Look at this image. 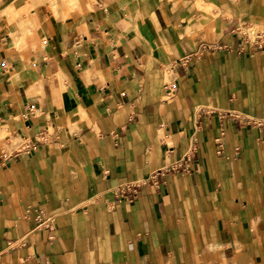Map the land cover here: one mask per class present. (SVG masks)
<instances>
[{
  "label": "crops",
  "instance_id": "obj_1",
  "mask_svg": "<svg viewBox=\"0 0 264 264\" xmlns=\"http://www.w3.org/2000/svg\"><path fill=\"white\" fill-rule=\"evenodd\" d=\"M58 3L0 0V264H264V125L205 117L189 172L111 191L185 157L196 105L264 117V0Z\"/></svg>",
  "mask_w": 264,
  "mask_h": 264
},
{
  "label": "built area",
  "instance_id": "obj_2",
  "mask_svg": "<svg viewBox=\"0 0 264 264\" xmlns=\"http://www.w3.org/2000/svg\"><path fill=\"white\" fill-rule=\"evenodd\" d=\"M242 31V30H241ZM255 32V30L253 31ZM242 34L246 35L245 31H242ZM247 42V41H246ZM218 115L221 119L230 117L237 121L241 125H257L263 126L264 125V117H256L249 114H246L240 110L236 109H218L213 108L207 105H196L193 108V118H194V126L195 131L189 141L188 150L185 154V157L177 162L170 163L158 171L152 173L149 178L141 179V180H132L128 182H124L118 184L114 188L111 189L113 194L114 202H121L123 200L134 201L135 198L142 192V188L150 182L154 184H158V176L165 175L169 171H176V172H189L192 168V161L194 156L198 150V137L197 134L202 128V122L205 117H209L211 115ZM224 135V131L222 130L221 137L222 139ZM222 143V140H220ZM37 228L46 229L49 234V239H54L56 235L54 234L55 231V222H56V215L48 214L41 210L37 216ZM27 236H22L17 238L15 241L10 243V248H19L26 244Z\"/></svg>",
  "mask_w": 264,
  "mask_h": 264
},
{
  "label": "rangeland",
  "instance_id": "obj_3",
  "mask_svg": "<svg viewBox=\"0 0 264 264\" xmlns=\"http://www.w3.org/2000/svg\"><path fill=\"white\" fill-rule=\"evenodd\" d=\"M32 4H34V0H30ZM54 0H51V2ZM71 1L77 2V0H63L60 1L57 5L58 12L62 14V10L66 5H68V2L70 3ZM93 0H89L90 2V7H93L92 2ZM95 1V0H94ZM76 6L78 4L75 3ZM69 6V5H68ZM62 8V9H61ZM67 14V13H66ZM31 17V16H30ZM30 17H27V21L21 22V32L18 33L17 38H18V45L21 47H24L26 45H30L32 47H35V39L39 38L37 35H40L39 32H37L34 27L32 26L31 21L29 20ZM32 26V27H31ZM31 27V29H29ZM28 28V29H27ZM44 39V37H41V40Z\"/></svg>",
  "mask_w": 264,
  "mask_h": 264
},
{
  "label": "bare ground",
  "instance_id": "obj_4",
  "mask_svg": "<svg viewBox=\"0 0 264 264\" xmlns=\"http://www.w3.org/2000/svg\"><path fill=\"white\" fill-rule=\"evenodd\" d=\"M57 1L60 2V1H63V0H57ZM71 3H72L71 5H69V6L66 5V6L64 7V9L62 10V14H63V13H67V10H68V9H70V10L73 11V10H77V9H81V8H82L80 5H78V6L75 5V3H77V2L71 1ZM56 8H57V7H53L52 9H54V10L56 11ZM50 10H51V9H50ZM31 23H32V26H33V23H34V22L31 21ZM32 26H31V27H32ZM31 27H30L29 29H31ZM27 29H28V28H27ZM33 29H35V28H33ZM31 30H32V29H31ZM38 32H39L40 36H43V32H42V30H41V31L39 30ZM39 40H41V39H39ZM39 40L37 41V43H39ZM42 40L44 41V39H42ZM42 40H41V41H42ZM42 43H43V42H42Z\"/></svg>",
  "mask_w": 264,
  "mask_h": 264
}]
</instances>
